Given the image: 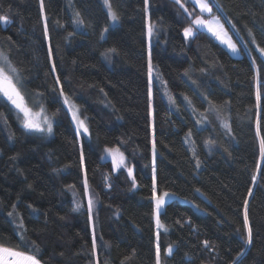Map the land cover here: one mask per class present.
<instances>
[{
    "label": "trees",
    "instance_id": "obj_1",
    "mask_svg": "<svg viewBox=\"0 0 264 264\" xmlns=\"http://www.w3.org/2000/svg\"><path fill=\"white\" fill-rule=\"evenodd\" d=\"M108 3L119 19L102 38L101 0H0L8 18L0 54L26 102L37 100L52 121L47 137L25 132L0 102V245L40 264H157V247L159 264H264V0H209L237 58L206 32L185 39L198 14L189 0L184 8L175 0ZM61 91L87 137L77 136ZM104 147L123 153L133 183L100 160ZM153 177L156 193L188 202L164 205L157 236ZM84 185L97 202L93 233L83 201L73 210L72 193L81 196Z\"/></svg>",
    "mask_w": 264,
    "mask_h": 264
},
{
    "label": "snow or ice",
    "instance_id": "obj_2",
    "mask_svg": "<svg viewBox=\"0 0 264 264\" xmlns=\"http://www.w3.org/2000/svg\"><path fill=\"white\" fill-rule=\"evenodd\" d=\"M177 4H180L181 8H184V5L181 4V0H175ZM195 4L199 7L201 10V13H209L211 14L212 12V7H210L209 3L207 0H194ZM105 4L109 9L108 16L109 18L115 22L119 19L117 16L116 12L112 10L111 5L108 3V0H105ZM145 4L147 6V0H145ZM43 9V5H41ZM185 11L187 9L185 8ZM79 15V14H77ZM191 15V13L189 14ZM0 21L7 23L8 18L7 16H0ZM77 24H81L82 21L77 19L75 21ZM191 24L196 26L197 29L199 28H207L209 32L212 33V35L216 36L217 39L221 40V43H224L227 45V47L233 52L236 53L238 52L237 45L232 42L230 38H223L227 37V33L223 29V25L220 22L219 17L217 16H212L211 19H204L202 18L201 15H196L192 20ZM184 37L185 39H188L190 37H193L194 32H193V27H185L183 29ZM153 34V26L149 25L148 26V35L151 37ZM251 35V32H250ZM45 36L47 37V31H45ZM255 43V40H253ZM259 52L261 53L262 56H264V48H258ZM116 52V49L111 48L107 49L102 55L105 56V58H110L112 54ZM10 67V66H9ZM12 72H15L16 70L13 68L11 69ZM149 74L151 75V62H149ZM59 82V81H58ZM0 94H2L4 97L7 98L8 101H10L15 108L23 114V128L29 131H36V132H43L45 131L44 125H47V131L50 133L52 131V126L47 117H44L43 122H38L37 119H34L35 117H39L40 113L33 114L31 109L26 106L24 103V98L19 92L16 84L13 82L12 77L4 70V68L0 67ZM61 96L64 95L63 91H61ZM151 95V91H150ZM187 99V97L185 98ZM257 100L259 102L260 100V94L257 92ZM68 103V98L65 97V104ZM215 107V105H213ZM43 111V110H42ZM73 118L76 120V113H73ZM78 123L79 128H82L85 133H87L88 129L85 126L84 122L82 120H76ZM226 126V125H225ZM211 141H205L206 145L211 144ZM153 148H155V145H153ZM105 151L112 153L114 150L112 149H105ZM261 153L264 154V140H261ZM83 160V157H82ZM123 155L120 154V159L117 160L116 156L113 155V170H115L117 167L123 165ZM197 166H199V160H197ZM129 175H131V169H129ZM135 186V185H134ZM199 191V190H197ZM86 193H87V186H86ZM168 193H164L162 196H157L155 193V177H153V199L155 200V212L157 214V225H159V213L160 210L162 209L164 203H165V197L168 196ZM247 201H245V205H247ZM80 205L77 204L76 207L73 210H79ZM92 207H93V201L89 199L88 201V210H89V215L91 218V212H92ZM244 228L247 233V239L245 241L246 245H250L252 243V231L251 228L249 227V221L247 214H245L244 218ZM205 245H207V241L204 242ZM93 249H95V241L93 242ZM168 252H171V247H169ZM0 253H6L9 257H15L16 259L12 261V264H40V261L32 255L25 254L23 252L15 251L13 249H9L4 247L3 245H0ZM159 247H157V264H159ZM243 252H241L239 255H242Z\"/></svg>",
    "mask_w": 264,
    "mask_h": 264
},
{
    "label": "rangeland",
    "instance_id": "obj_3",
    "mask_svg": "<svg viewBox=\"0 0 264 264\" xmlns=\"http://www.w3.org/2000/svg\"><path fill=\"white\" fill-rule=\"evenodd\" d=\"M190 2H192V4L196 7V10H197V12H198V14L197 15H201L202 16V18H204V19H211V17L212 16H217V17H219V19H220V22H221V24L223 25V29H224V31L227 33V37H223V38H225V39H227V38H230L231 40H232V42L233 43H235L236 45H237V43H236V41H235V39H234V37H233V33L226 27V25L224 24V22H223V20H222V18H221V15L218 13V12H216L214 9H213V7L210 5V3H209V0H207V2L209 3V5H210V7H212V12H211V14H209V13H201V10L199 9V7L195 4V2H194V0H189ZM101 2H102V5H103V8L105 9V11H106V13H107V15H108V12H109V9H108V7L106 6V4H105V0H101ZM195 17V16H194ZM194 17H192V19L194 18ZM146 20H147V16H146ZM2 24H3V22H2ZM4 25V24H3ZM117 25V21H115V22H113L110 18H109V16H108V25H107V27L103 30V32H102V38L103 37H105V35H106V33H107V30L108 29H110V28H113L114 26H116ZM190 27V26H189ZM191 27H193V32L195 33L196 31H203V32H206L207 34H209L210 36H212L216 41H217V43H219L232 57H235V58H237V57H240V51H238V52H236V53H233L228 47H227V45L226 44H224V43H221V40H219V39H217L216 38V36H214V35H212V33L211 32H209L208 30H207V28H199V29H197L196 28V26H194V25H192L191 24ZM232 30V29H231ZM183 35H184V33H183ZM147 44H148V47H149V44H150V37H149V35H148V32H147ZM237 48H238V50H239V47H238V45H237ZM106 65L108 66V67H110V63H108V62H106ZM10 66V67H9ZM0 67H2V68H4V70L12 77V79H13V82L16 84V86H17V88H18V90H19V92L21 93V95L23 96V94H22V92H21V85H20V80H19V77L17 76V74L15 73V72H12L11 71V69H13L12 67H11V65L5 60V58L0 54ZM148 74H149V62H148ZM149 77L150 78H154V76H153V74H152V70H151V75L149 74ZM26 98V96H25V94H24V96H23V98ZM65 95H63L62 96V102H63V104H64V106L66 107V109H67V111H68V113H69V117H70V120H71V122H72V124H73V126H74V128H75V131H76V134H77V136L80 138V137H87V133H85L84 132V130L82 129V128H79V126H78V123L76 122V120H82V119H80V117H79V114H78V109H77V107H76V105L74 104V103H72L69 99H68V103L67 104H65ZM162 97H163V99H164V101L166 102V104L169 106L170 104V94H169V92H168V90L166 89V88H164L163 90H162ZM24 98V103L26 104V106L28 107V108H30L31 109V111H32V113L33 114H36V113H40V116L39 117H35V115H34V119H37V121L38 122H43V119H44V117H47L48 119H49V121H50V123H51V126H52V121H51V119L49 118V116L47 115V113H46V111H45V109L42 107V106H39L38 105V102H37V100H35L34 98L32 99V98H30L31 99V102H32V104H28L27 102H26V99ZM0 102H3V103H6L10 108H11V110L14 112V114L20 119V126H21V128L25 131V132H32V133H40L41 135H44V136H48V135H50V133L46 130L47 129V125H44V127H45V131H43V132H36V131H29V130H26V129H24L23 128V119H24V117H23V114L21 113V112H19L16 108H15V106L10 102V101H8L7 100V98L6 97H4L2 94H0ZM43 110V111H42ZM76 113V120H74V118H73V113ZM83 121V120H82ZM84 122V121H83ZM85 124V123H84ZM105 149H112V150H114L112 153H109V152H107V151H105ZM120 154H122L123 155V153L117 148V147H112V148H106V147H104V148H102L101 149V151H100V154H99V158H100V160L101 161H107V162H109L110 163V165H111V168H112V171H114V172H117V171H119V170H123L125 173H126V175H127V177H128V179L133 183L134 182V167L132 166V165H130V164H128L127 163V161H126V158H125V156L123 155V165H121V166H119V167H117L115 170H113V155H115L116 156V158H117V160H119L120 159ZM154 158H155V148H153V136L151 135V162L153 163V161H154ZM129 169H131V175H129ZM86 186L87 185H84L83 186V191H82V194H81V196H82V198H81V196H79V192H74V193H72V196L74 197V199H73V205H74V207H76V203L77 202H82L83 201V203H84V205H85V207H86V209H87V213H88V216H89V221H90V229L92 230V233L94 232V214H95V209H96V206H97V202H96V200H95V198L93 197V195L91 194V192L89 191V188L87 187V193H86ZM155 193H156V191H155ZM165 193V192H164ZM164 193H160V194H158V193H156V195L157 196H162ZM169 195L168 196H166L165 197V203H164V205L167 203V202H169V201H172V200H176V201H179V202H181V203H188L187 201H185V200H183V199H181V198H179L178 196H176V195H174V194H172V193H168ZM89 199H91L92 201H93V207H92V212H91V218H90V215H89V210H88V201H89ZM152 203H153V212H152V220H153V223H154V229H155V232H156V236H157V234L159 233V232H165V229H164V227L162 226V224H161V222H160V218H159V225L160 226H158L157 225V214H156V212H155V200L153 199V195H152ZM164 205H163V207H164ZM163 207H162V209L160 210V213L162 212V210H163ZM81 208V207H80ZM160 213H159V215H160ZM16 233L18 234V235H20V232H18V230L16 229ZM169 249V248H168ZM16 258L15 257H9L6 253H0V264H12V261H14Z\"/></svg>",
    "mask_w": 264,
    "mask_h": 264
}]
</instances>
